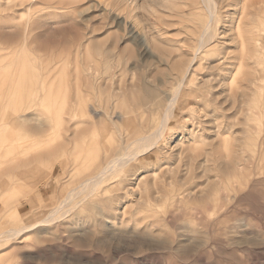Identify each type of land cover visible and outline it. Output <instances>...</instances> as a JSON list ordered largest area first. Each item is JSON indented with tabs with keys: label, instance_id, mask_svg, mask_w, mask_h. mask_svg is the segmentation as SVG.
I'll list each match as a JSON object with an SVG mask.
<instances>
[{
	"label": "rangeland",
	"instance_id": "rangeland-1",
	"mask_svg": "<svg viewBox=\"0 0 264 264\" xmlns=\"http://www.w3.org/2000/svg\"><path fill=\"white\" fill-rule=\"evenodd\" d=\"M215 1L217 37L160 147L78 194L160 122L144 101L176 87L207 9L0 0V234L63 207L4 237L0 264H264V0Z\"/></svg>",
	"mask_w": 264,
	"mask_h": 264
},
{
	"label": "bare ground",
	"instance_id": "bare-ground-1",
	"mask_svg": "<svg viewBox=\"0 0 264 264\" xmlns=\"http://www.w3.org/2000/svg\"><path fill=\"white\" fill-rule=\"evenodd\" d=\"M200 1L205 5V7L207 9L206 11L208 14V20H207V23L205 24V27L203 28V31L198 36V38L195 42L196 43L195 47H194L195 51H194L193 56L190 57L191 61L188 63V65L183 66L185 68H183V70L179 72V75L174 76V79L176 80L177 83H176V87L173 89L172 92L168 93V91H165L163 88H162L163 90L161 88H157L156 90L150 91L148 96H147L148 98L144 101V107L146 106V107H148V109L150 108L153 111L159 110V109L162 110V112H161L162 116H161L160 122L153 129L152 133L147 134V135H141L139 138H137V140L135 141L136 146L133 148H131L133 143L125 146V140L121 139L122 140V148L119 150L118 155L113 157L108 162V164L106 166H103L101 168V170L99 171V173L94 176V178L86 180L81 185V190H80V192H78V194H82L84 192H87L88 194H93L94 192H96L98 190V188L101 185L105 175L114 174V173L118 172L120 169H124L125 167L136 162L137 159L144 157V156L150 154L151 152H153V147H156V148L160 147L159 145L164 139L165 133L169 128L170 121L172 120L173 117H175V115H176L175 113L178 111V108H180V107L183 108V105H184L183 101L187 97L185 89H187V86L193 84L196 81V78H194V67L196 66L198 61L201 59V57H202L203 53L206 51L207 47L209 45H211L217 37V31H218L217 27H218V21H219V11H218V7H217V3L215 0H200ZM132 2L134 3L133 9L139 7L136 0H132ZM122 4H124V3H122ZM155 5L158 6V8H159L160 3H157ZM152 13H153V11H152ZM143 40H144L146 50L148 52H150L151 48H152L150 41H149L150 39L148 40V38H146ZM17 106H19V105H17ZM16 115H17V113H16ZM123 118H125V116ZM17 121H18V119H17ZM0 124H2V121ZM2 127H4V126H2ZM5 128H7V126ZM2 140H4V139H2ZM5 140H6V138H5ZM17 142H18V140H17ZM17 142H16V145H18ZM5 143H7V142H5ZM13 144H15V142ZM9 145H11V144H9ZM0 147L4 148L5 146H3L0 143ZM5 150L6 149L4 148V151ZM9 151L10 150H8V152ZM14 151H12V152H14ZM0 153H1V151H0ZM30 153H32V152H30ZM0 155L2 156V154H0ZM6 156H7V154H6ZM6 156H2V157H6ZM2 157H1V159H2ZM9 162H10V165L6 169L13 168L12 170L11 169L9 170L11 172H16V169L18 167L35 168L36 165H38L37 161H35V159H30V161L19 164V159L13 158ZM39 168H41V166ZM14 176L11 179L12 181H13ZM51 179H52V177H51ZM75 195L77 196L76 191H70L67 194L65 200L63 201V204H67L70 201H72V199ZM62 208L63 207L61 205L57 208H54V209L51 208L52 210H50L49 214L43 220L38 221L37 223H34L32 225L22 226L20 228H14L12 230L10 229L9 231H6V232L0 234V242L2 241V239L4 237H6V240H14L15 238L23 236L26 233L32 232V230H34L38 226H43V225L46 226V225L52 224L55 220H57V214L60 210H62ZM65 214H67V213H65Z\"/></svg>",
	"mask_w": 264,
	"mask_h": 264
}]
</instances>
